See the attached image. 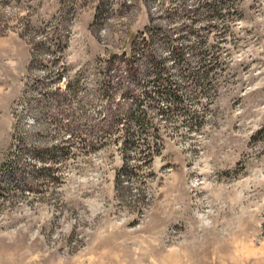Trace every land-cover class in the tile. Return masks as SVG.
<instances>
[{"label":"rangeland","instance_id":"374dc122","mask_svg":"<svg viewBox=\"0 0 264 264\" xmlns=\"http://www.w3.org/2000/svg\"><path fill=\"white\" fill-rule=\"evenodd\" d=\"M0 49V264H264V0H0Z\"/></svg>","mask_w":264,"mask_h":264},{"label":"crops","instance_id":"0c3cea01","mask_svg":"<svg viewBox=\"0 0 264 264\" xmlns=\"http://www.w3.org/2000/svg\"><path fill=\"white\" fill-rule=\"evenodd\" d=\"M2 46V45H1ZM12 63L10 53L0 49V123L11 119L13 100Z\"/></svg>","mask_w":264,"mask_h":264},{"label":"trees","instance_id":"16d2710c","mask_svg":"<svg viewBox=\"0 0 264 264\" xmlns=\"http://www.w3.org/2000/svg\"><path fill=\"white\" fill-rule=\"evenodd\" d=\"M171 97L173 98V95H171Z\"/></svg>","mask_w":264,"mask_h":264}]
</instances>
